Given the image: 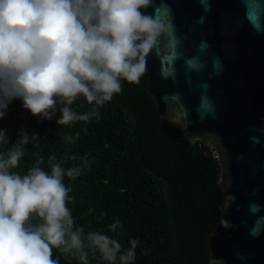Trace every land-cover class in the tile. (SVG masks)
<instances>
[{
	"label": "clouds",
	"instance_id": "1",
	"mask_svg": "<svg viewBox=\"0 0 264 264\" xmlns=\"http://www.w3.org/2000/svg\"><path fill=\"white\" fill-rule=\"evenodd\" d=\"M151 0H0V120L15 100L41 120L57 125L100 118L99 109L122 91V81L139 83L147 57L166 30L163 22L143 11ZM93 108L78 113L77 97ZM57 113L59 116L57 118ZM35 133L24 127L15 143L0 128V264H60L53 248L75 249L87 260L80 232L73 231L67 206L81 166H63L53 154L40 157L27 173L20 165ZM250 210L258 211V205ZM39 222L32 223L33 216ZM88 240L108 264H132L137 240L121 251L107 236L92 233Z\"/></svg>",
	"mask_w": 264,
	"mask_h": 264
},
{
	"label": "trees",
	"instance_id": "2",
	"mask_svg": "<svg viewBox=\"0 0 264 264\" xmlns=\"http://www.w3.org/2000/svg\"><path fill=\"white\" fill-rule=\"evenodd\" d=\"M147 83L146 71L139 83L123 80L121 93L99 109V119L57 125L15 100L0 120L11 143L21 127L36 134L13 171L27 173L40 157L50 171L47 159L53 154L66 169L81 166V174L66 176L64 183L71 188L72 230L80 232L87 260L81 261L75 249L62 253L53 248L60 264H108L88 240L92 233L115 240L121 251L137 240L132 264L209 262L206 237L220 221L223 201L219 161L201 141L193 144L162 130ZM72 108L87 113L93 105L79 96ZM10 146L0 143V152ZM31 222L39 218L34 215Z\"/></svg>",
	"mask_w": 264,
	"mask_h": 264
},
{
	"label": "water",
	"instance_id": "3",
	"mask_svg": "<svg viewBox=\"0 0 264 264\" xmlns=\"http://www.w3.org/2000/svg\"><path fill=\"white\" fill-rule=\"evenodd\" d=\"M143 11L166 26L146 64L161 128L201 141L221 168L208 264H264V0H151Z\"/></svg>",
	"mask_w": 264,
	"mask_h": 264
}]
</instances>
